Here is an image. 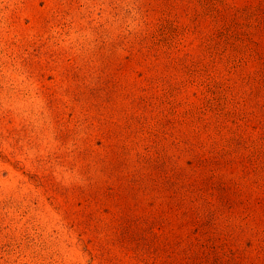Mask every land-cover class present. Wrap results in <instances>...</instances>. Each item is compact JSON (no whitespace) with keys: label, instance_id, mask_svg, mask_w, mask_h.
Returning <instances> with one entry per match:
<instances>
[{"label":"rangeland","instance_id":"374dc122","mask_svg":"<svg viewBox=\"0 0 264 264\" xmlns=\"http://www.w3.org/2000/svg\"><path fill=\"white\" fill-rule=\"evenodd\" d=\"M0 264H264V0H0Z\"/></svg>","mask_w":264,"mask_h":264}]
</instances>
